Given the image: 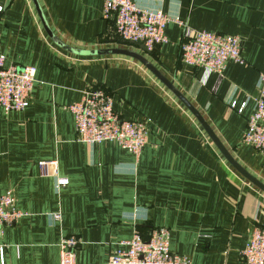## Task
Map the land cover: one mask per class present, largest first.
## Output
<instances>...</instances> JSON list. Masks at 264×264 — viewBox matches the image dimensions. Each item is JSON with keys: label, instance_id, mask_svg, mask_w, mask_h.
Returning a JSON list of instances; mask_svg holds the SVG:
<instances>
[{"label": "crops", "instance_id": "0c3cea01", "mask_svg": "<svg viewBox=\"0 0 264 264\" xmlns=\"http://www.w3.org/2000/svg\"><path fill=\"white\" fill-rule=\"evenodd\" d=\"M133 1L179 17L191 31L240 37L246 62L229 61L221 79L207 78L203 68L181 60L184 28L177 23L166 26L167 43L149 52L116 36L103 0H36L66 44L126 48L149 58L234 160L264 184V152L243 141L264 73V0ZM0 6V55L7 66L36 68L30 105L0 107V195L13 191L26 213L5 229L0 264H59L65 236L79 240L77 264H108L120 242L157 227L171 230L170 250L190 264H246L242 251L252 230L264 227V190L228 162L190 110L134 57L79 56L56 45L35 0ZM96 86L112 95L121 118L146 123L148 142L138 158L114 142L77 140L66 107ZM49 160L67 185L58 189L55 177L41 174L38 163ZM57 212L61 220H52Z\"/></svg>", "mask_w": 264, "mask_h": 264}, {"label": "built area", "instance_id": "2783aa9c", "mask_svg": "<svg viewBox=\"0 0 264 264\" xmlns=\"http://www.w3.org/2000/svg\"><path fill=\"white\" fill-rule=\"evenodd\" d=\"M103 16L113 20V30L118 38L142 43L149 52L167 43L166 26L170 22L177 23L184 28L181 60L188 66L203 68L207 78L216 73L221 79L229 61L246 62L240 37L205 30L191 31L179 17H171L161 10L140 8L133 0H103ZM35 83L34 66H7L6 56L0 55V107L6 112L27 108ZM258 91L243 141L264 152V73L260 75ZM246 105L244 102L238 111L242 113ZM230 106L236 108L237 102L232 101ZM66 109L74 117L80 142L91 146L114 142L137 158L148 142L146 123L121 118L114 109L112 95L102 86L85 90L82 98ZM38 165L43 176L55 177L58 189L68 184L67 178L59 176L56 160L40 161ZM25 215L18 208L13 191L0 195V250L4 248L5 229ZM51 218L61 220V213H54ZM170 239L171 230L167 227L153 228L147 237L136 232L129 240L120 242L108 264H190L189 257L170 250ZM78 243L75 236L61 239L59 264H77ZM242 257L246 264H264V227L257 226L252 230Z\"/></svg>", "mask_w": 264, "mask_h": 264}, {"label": "water", "instance_id": "95a60500", "mask_svg": "<svg viewBox=\"0 0 264 264\" xmlns=\"http://www.w3.org/2000/svg\"><path fill=\"white\" fill-rule=\"evenodd\" d=\"M35 4L38 7L41 21L50 36V38L53 40V42L61 47L62 49L66 50L67 52H70L75 55L79 56H97V55H110V54H122L127 55L136 58L140 62H142L189 110L190 112L196 117V119L199 121V123L202 125V127L206 130L210 138L215 142L219 150L222 152L224 157L228 160V162L238 171L240 172L245 178H247L249 181H251L253 184L264 190V184H262L260 181H258L255 177L250 175L229 153V151L223 147V145L220 143L219 139L213 132L212 128L202 115V113L198 110V108L174 85V83L168 79L162 72L153 65V63L147 58L146 56L136 53L132 50L126 49V48H105V49H79L73 46H70L66 44L65 42L59 40L52 30L49 27V24L45 18V16L42 13V10L38 6V3L35 0ZM144 50L145 47L143 46Z\"/></svg>", "mask_w": 264, "mask_h": 264}]
</instances>
